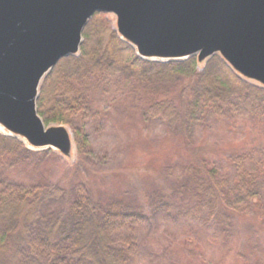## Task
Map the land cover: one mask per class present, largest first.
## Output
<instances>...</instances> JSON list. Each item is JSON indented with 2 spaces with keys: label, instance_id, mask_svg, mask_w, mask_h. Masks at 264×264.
I'll return each instance as SVG.
<instances>
[{
  "label": "trees",
  "instance_id": "16d2710c",
  "mask_svg": "<svg viewBox=\"0 0 264 264\" xmlns=\"http://www.w3.org/2000/svg\"><path fill=\"white\" fill-rule=\"evenodd\" d=\"M82 38L80 53L59 60L37 99L46 125L70 129L79 156L90 147L87 128L111 117L112 94L124 93L129 113L139 112L145 123L167 131L185 127L189 135L205 112L215 115L231 105L264 119V87L240 77L217 55L203 64L196 57L142 59L105 13L93 15ZM49 161L69 165L52 149H32L0 133V264H133L138 246L125 232L157 217L193 223L196 233L220 246L219 263L232 264L226 259L236 217L251 214L264 222V156H237L226 173L193 160L165 169L166 185L140 197L102 203L84 188L65 207L66 190L52 178ZM69 169L79 172V165ZM259 251L251 249V260L242 264H264ZM168 258L169 264L181 262Z\"/></svg>",
  "mask_w": 264,
  "mask_h": 264
},
{
  "label": "water",
  "instance_id": "95a60500",
  "mask_svg": "<svg viewBox=\"0 0 264 264\" xmlns=\"http://www.w3.org/2000/svg\"><path fill=\"white\" fill-rule=\"evenodd\" d=\"M95 13L112 15L117 34L142 59L203 64L217 55L264 87V0H0V126L7 135L72 156L70 131L46 125L37 99L59 60L80 53Z\"/></svg>",
  "mask_w": 264,
  "mask_h": 264
},
{
  "label": "rangeland",
  "instance_id": "374dc122",
  "mask_svg": "<svg viewBox=\"0 0 264 264\" xmlns=\"http://www.w3.org/2000/svg\"><path fill=\"white\" fill-rule=\"evenodd\" d=\"M109 18L115 27V18ZM123 95H111V117L102 126L87 128V153L78 155L72 137V156L65 158L69 165L48 162L52 178L66 190L62 207L84 188L102 203L129 194L140 197L151 188L166 185L165 169L193 160L205 161L226 173L237 156H264V119L251 117L237 106L222 107L215 115L205 112L206 118L203 116L189 135L185 127L167 131L160 124L145 123L139 112L130 114L129 101H123ZM106 109L103 106L102 110ZM4 131L0 133L7 134ZM75 165H79V172L69 169ZM251 217L234 220L236 235L228 263L250 261L251 249L264 255V222ZM192 224L157 217L129 233L125 230L138 246L133 264H169L170 254L183 262L177 264H220V246L196 233ZM242 252L243 258L239 257Z\"/></svg>",
  "mask_w": 264,
  "mask_h": 264
},
{
  "label": "bare ground",
  "instance_id": "6f19581e",
  "mask_svg": "<svg viewBox=\"0 0 264 264\" xmlns=\"http://www.w3.org/2000/svg\"><path fill=\"white\" fill-rule=\"evenodd\" d=\"M0 130L4 131V129L0 126ZM5 132V131H4Z\"/></svg>",
  "mask_w": 264,
  "mask_h": 264
}]
</instances>
